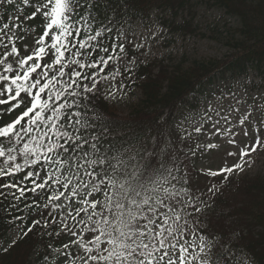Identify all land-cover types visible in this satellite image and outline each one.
<instances>
[{"label":"snow or ice","instance_id":"6c2138e0","mask_svg":"<svg viewBox=\"0 0 264 264\" xmlns=\"http://www.w3.org/2000/svg\"><path fill=\"white\" fill-rule=\"evenodd\" d=\"M5 5L17 14L7 21L0 16V218L11 217L21 238L30 233L58 238L60 247L47 245L52 249L47 255L58 264H231L230 250L209 239L202 221L210 207L202 197L215 195L219 187L200 190L186 175L177 177L181 168L174 155L172 167L140 166L134 156L125 158L127 150L121 153L109 128L98 123L92 101L101 85L110 86L104 98H113L112 82L132 71L123 33L109 15L125 5L0 0V7ZM37 18L38 24H28ZM124 87L118 82L115 91ZM258 111L255 123L244 113L243 119L233 117L242 125L235 136L234 129L213 123L209 130L215 139L217 132H228L225 142L237 151L226 156L235 162L202 169L203 175L227 180L264 149V108ZM13 113L11 120L5 118ZM207 119L205 112L181 138L192 156L197 149H217L206 137L198 138L204 147L187 144L205 130ZM173 181L182 186L177 189Z\"/></svg>","mask_w":264,"mask_h":264},{"label":"trees","instance_id":"16d2710c","mask_svg":"<svg viewBox=\"0 0 264 264\" xmlns=\"http://www.w3.org/2000/svg\"><path fill=\"white\" fill-rule=\"evenodd\" d=\"M119 3L125 7L109 15L113 17L114 29L123 33L122 39L128 51L127 66L132 71L117 79L126 85L127 93L139 91L140 99L134 102L129 114L124 115L109 99L104 98L106 83L102 84L101 93L92 101L101 117L98 123L109 128V139L114 141L121 153L127 150L125 158L134 156L140 166L154 171L161 164L164 168L172 167L171 156L174 155L181 168L175 175H186L192 184L204 190L207 187L198 184L201 176L195 170L192 155L187 153L185 144L181 142V138L187 137L181 122L189 111L198 107L200 97L221 81L238 78L250 70L264 76V0H119ZM201 4L220 8L237 18L238 27L229 29L225 38L229 55L223 59L188 63L156 60L144 64L143 51L134 48L127 37L135 26L149 23L156 10L171 12L175 19L180 12H187L192 16L190 21L185 19L181 24L174 21L173 25L177 30L195 33L193 11ZM25 11L27 13L28 9ZM16 14L12 6L0 7V16L5 21ZM38 23L39 18L28 22ZM39 32L40 28L37 27ZM104 42L110 43L108 40ZM121 67L123 70V65ZM14 115L5 118L11 120ZM192 139L195 137L187 140V144H191ZM212 180L218 182L219 187L228 186L219 189L215 195L206 193L202 197L210 205L206 218H202L211 233L209 239H217L218 245H224L225 251L230 250L231 264H237L238 257L244 252L257 264H264V177L257 175L245 176L243 180ZM173 183L179 189L183 182ZM20 207L23 208V204ZM14 215L24 213L16 212ZM14 227L11 217L5 215L0 218V240H8L9 232ZM15 241L6 252L0 253V264H34L35 256L41 260L50 249L47 247L49 243L60 245L58 238L46 235L41 238L31 233L24 238L20 235Z\"/></svg>","mask_w":264,"mask_h":264},{"label":"rangeland","instance_id":"374dc122","mask_svg":"<svg viewBox=\"0 0 264 264\" xmlns=\"http://www.w3.org/2000/svg\"><path fill=\"white\" fill-rule=\"evenodd\" d=\"M193 13V24L194 28L197 29L195 33L177 30L173 25L174 21L180 24L185 19L190 21L192 16H189L187 12H180L177 15L178 18L175 19L170 12L156 10L153 12L148 24H138L127 37L134 48L142 49L141 51L144 52L142 53L144 63L156 60L165 61L166 63H188L194 60L223 59L229 55L230 52L225 44V38L229 29L238 27L237 18L228 15L220 8H209L205 4L196 6ZM118 82H120L118 79L112 82L111 90L115 92V96L109 98V100L118 108L120 113L127 115L134 102L140 99V92L135 91L129 94L125 91V88H121L116 92L115 86ZM109 88V84L106 83L104 85L105 94L109 91ZM237 100L244 102L243 106L238 104ZM245 108H247V112L244 111ZM261 108H264V78L253 70L240 78L224 80L214 85L210 91L200 98L198 107L189 111L182 122V129L188 135L192 133L194 124L201 123L205 112L210 114V119L203 120L205 130L200 133L199 138L206 137L207 140L217 145V149H205L203 152L199 149L196 150L194 161L199 173L203 175L202 169L216 170L225 166V164L231 165L235 162L233 157L226 156L228 151H237L234 146L225 142L230 138L228 132H217L219 140L215 139L209 130L213 123L218 120L221 129H234L232 135L235 136L242 125L236 123L233 117L243 119L241 113H244V115H249L255 123V118L261 115L258 111ZM236 109L240 111H236ZM225 118H227V122H225ZM197 143L204 147L203 139H199ZM257 175L264 177V149L253 153L250 158H247L244 170L235 172L228 179L243 180L245 176L253 177ZM203 183H206V187L212 184L219 187L218 182L212 179L206 180L204 177L198 181L200 185ZM224 187L220 186L219 189ZM19 235L17 228L12 229L9 239L0 241V252H5V249L8 250L11 243ZM51 251L52 249H49L41 260H37V256H35L33 259L34 264H54V261L55 264H58V260L54 255H47ZM46 256L47 260L45 259ZM239 262L240 264H254L246 254L240 257Z\"/></svg>","mask_w":264,"mask_h":264}]
</instances>
